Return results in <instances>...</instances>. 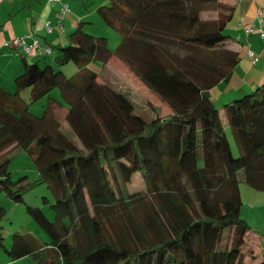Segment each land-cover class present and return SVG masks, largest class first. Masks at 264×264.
<instances>
[{"label": "trees", "instance_id": "trees-1", "mask_svg": "<svg viewBox=\"0 0 264 264\" xmlns=\"http://www.w3.org/2000/svg\"><path fill=\"white\" fill-rule=\"evenodd\" d=\"M209 11L218 18L203 20ZM259 13V24L245 33L264 41ZM97 14L122 38L115 53L108 37L80 23L69 44L50 54L59 51V68L23 53L16 92L0 85V195L24 203L28 191L46 184L55 214L51 221L27 206L46 238L14 233L8 249L0 229V248L12 262L29 257L36 264H264V251L258 257L249 246L239 180L242 172L264 193V83L222 110L209 95L240 63L227 49L239 39L226 33L234 8L219 0H107ZM114 54L167 105L166 117L139 110L127 92L88 68H105ZM248 55L257 62L252 50ZM70 63L79 67L71 77L61 70ZM46 97L38 116L28 101ZM13 146L35 162L38 180L14 181L4 154ZM138 176L143 185L130 192ZM5 214L0 205V222Z\"/></svg>", "mask_w": 264, "mask_h": 264}, {"label": "crops", "instance_id": "crops-1", "mask_svg": "<svg viewBox=\"0 0 264 264\" xmlns=\"http://www.w3.org/2000/svg\"><path fill=\"white\" fill-rule=\"evenodd\" d=\"M97 1L100 2L101 0H0V85L9 92H14L16 89L15 77L24 70L23 60L25 56L13 44L15 39L24 36L30 37L31 40L40 39L43 46H51L54 50L58 46H65L69 44L71 34L78 28L80 23L84 24L89 18L92 19L91 16L95 14L96 8L91 6L96 4ZM219 1L234 8V17L229 28L231 29L234 26L231 31L236 33L239 39L228 42L227 49L239 54L240 63L235 68L229 83L223 82L209 91V95L217 104L223 101V103L232 101L234 98L245 95L264 83V41L257 34L247 36L243 32L245 27L259 24V12L261 9L264 10V0ZM62 3L68 5L67 13L69 15L67 13L62 14ZM48 22L49 29L46 27ZM84 28L88 33L94 36L98 35L92 31L94 28H89L88 25ZM102 29L103 26L98 23V30ZM114 40L119 41V37L118 39L114 37ZM113 47L110 46V50L115 53ZM249 50L254 52L257 58L256 63L249 57ZM116 57L114 54L108 63H111ZM33 58L36 61L44 59L43 57ZM27 60L31 62L28 58ZM104 70L101 73L102 77ZM236 76L237 81L233 87L232 82ZM222 91L226 93L223 94ZM28 96L29 93H24L25 98ZM12 149H16V146L11 147L4 154H8ZM259 198L264 201V197ZM252 237L258 243L256 250L252 248L250 240ZM259 243H262V238L255 233H249L250 248L255 251L256 256L262 257L264 250L261 249ZM8 245V242H6V247ZM11 262L7 252L6 254L1 253L0 248V264Z\"/></svg>", "mask_w": 264, "mask_h": 264}, {"label": "rangeland", "instance_id": "rangeland-1", "mask_svg": "<svg viewBox=\"0 0 264 264\" xmlns=\"http://www.w3.org/2000/svg\"><path fill=\"white\" fill-rule=\"evenodd\" d=\"M106 2L107 0H101L100 2L97 1V3L92 5L91 7H95L96 8L95 10L97 12V9L100 6L105 5ZM62 4L67 5L66 3H62ZM96 12L91 16L92 19L89 18L84 23H92L89 24L88 27L94 28L92 29V31L95 34H98L95 36L108 37L109 48L110 46H114L113 48L116 51L118 46L122 44L121 36L116 32L112 31L110 28L104 26V24L102 25V21L100 20ZM201 16L203 20H215L218 18V12L217 11L204 12ZM98 23H101V26H103L102 30H98ZM233 28L234 26H232L231 29L228 28L226 30L227 34L229 33L231 34V40H234L236 36V33H233L231 31L233 30ZM238 28L240 29V26ZM243 32L245 34V31ZM112 35H115L114 36L115 39L116 37L117 39L119 37V41L116 42V40H114V37ZM26 37L27 36H24L23 38ZM38 40L40 41V47L42 51H44L47 47H49V46H43L41 40L40 39ZM26 41L29 44L32 42L30 38L27 39ZM43 56H46L47 58L39 60L41 67H45L46 63L49 64L51 63L54 65L55 68H59V66L56 63V58L61 56L59 51L56 52L54 55H43ZM28 59L30 61L36 62V59L33 58L32 56H29ZM103 67L104 66L100 62H92L88 66L89 69L100 74L104 70ZM61 70L65 71L67 76L71 77L79 70V67L73 63H70L62 67ZM103 80L109 84L114 85L117 89L127 92L131 96L132 100L135 102V105L139 110L151 111L156 108L160 111L161 115L164 117H166V115L170 112V109L167 107V105L155 93H153L118 57L114 58L111 61V63H108L105 66ZM236 81H237V76L235 80H233L232 82L233 87L235 86ZM15 92L16 90L14 91V93ZM29 92L30 89H27L24 90L22 93H29ZM222 92L223 94L226 93L225 91ZM57 93H58L57 90L53 92V94L56 96L58 95ZM215 95L219 96L217 94ZM47 102H48L47 97L35 103H30V101H28L30 110L33 113L37 114L38 116L43 115L44 108L47 105ZM223 102L218 103V108H220V110L223 109V104H224ZM65 130L69 134V136L75 139L74 133L69 128L65 127ZM227 137L231 144L234 157H239L240 155L239 149L231 134L230 129H227ZM7 155H8L7 157L10 160L9 170L14 175L13 177L14 181H17L24 177H26L29 182H35L36 180H38L39 173L37 166L27 152L17 148L10 150ZM239 180H240V195L242 200L241 217L250 226V233H255L256 235L262 238V243L259 244L261 245V249L264 250V201L261 200V198H259V197H264V193L258 192L253 188H251L250 186H248L244 180V175L242 172L239 174ZM132 185L129 187L130 192H134V190H138L139 188L141 189V186L143 185L142 177L138 176L135 179L134 184ZM24 199H25L24 203H17L7 198L4 194L0 195V202H1L0 205L6 209V214L4 215L3 219L0 222V229L1 232L4 233L3 235L6 238V242H8L9 244L7 246L8 249H11L12 246L11 240L14 233H22V234L29 233L39 236L40 238L43 237L46 238L47 236L45 232L39 229L36 223L32 220V218L27 212V206L40 208L42 211L45 212V214L50 218L51 221L55 220V214L51 207V205L54 203V199L52 197L51 190L48 188L46 184L35 186L33 189H31L24 195ZM250 240L252 243V248L256 250V248H258V243L256 239L252 237ZM1 253L6 254L5 247H1ZM9 264H36V263L32 258H26L22 261H15Z\"/></svg>", "mask_w": 264, "mask_h": 264}, {"label": "built area", "instance_id": "built-area-1", "mask_svg": "<svg viewBox=\"0 0 264 264\" xmlns=\"http://www.w3.org/2000/svg\"><path fill=\"white\" fill-rule=\"evenodd\" d=\"M56 1H62V0H56ZM68 5H63L61 8L62 14L67 13L68 11ZM261 13H259L260 15ZM46 27L49 29V22L46 23ZM252 29L249 30L251 32ZM262 37L264 38V32H262ZM30 37L26 38H17L13 41V44L15 45L16 48L20 49L25 55H33V56H41V55H50L53 53V49L51 47H47L44 51H42L40 47V41L38 39H32V42L29 44L27 43V39ZM250 56H253V53H249Z\"/></svg>", "mask_w": 264, "mask_h": 264}]
</instances>
